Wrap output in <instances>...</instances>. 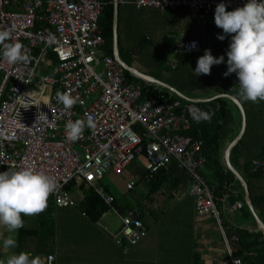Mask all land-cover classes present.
I'll return each mask as SVG.
<instances>
[{
  "label": "built area",
  "instance_id": "1",
  "mask_svg": "<svg viewBox=\"0 0 264 264\" xmlns=\"http://www.w3.org/2000/svg\"><path fill=\"white\" fill-rule=\"evenodd\" d=\"M226 11L243 7L247 0H135L137 9L176 11L188 9L205 26L220 3ZM21 8L12 10L11 0H0V28L11 29V39L21 42L30 55L27 64L0 62V172L31 167L55 178L57 189L50 195L59 208L76 207L68 187L86 183L119 216L121 228L109 234L120 248L140 243L147 228L134 213L122 215L113 197L104 190L107 174H123L142 154L145 142L147 164L145 180H154L162 168L175 160L192 183L188 195L194 199L196 215L216 219L221 227L216 189L202 176L207 160L201 154L202 142L184 136L192 127L190 110L204 109L182 100L148 98L143 89L129 82L123 68L112 56L103 53L106 40L100 28L105 0H17ZM54 40H49V35ZM196 42V47L189 46ZM214 48L201 40L180 35L174 53L201 54ZM143 88L159 91L149 82ZM239 81L230 87L236 93ZM70 92L78 98L65 111L56 93ZM91 114L94 130L85 129L81 138H66L69 120L86 119ZM191 159V166H183ZM254 172L264 173V160L253 163ZM136 182L128 184V189ZM237 208L242 207L237 203ZM52 264L54 256L47 258ZM233 264H242L232 258Z\"/></svg>",
  "mask_w": 264,
  "mask_h": 264
},
{
  "label": "crops",
  "instance_id": "2",
  "mask_svg": "<svg viewBox=\"0 0 264 264\" xmlns=\"http://www.w3.org/2000/svg\"><path fill=\"white\" fill-rule=\"evenodd\" d=\"M133 1L135 0H113L114 58L116 59L118 53L130 68L157 81V84L151 83L154 87H159L162 92H170L184 102L205 104L218 99L231 101L230 107L236 122L229 128L222 141L221 160L227 167L229 147L237 139L240 143L247 136L242 147V157L238 160L239 169L233 166L232 150L230 152L232 166L243 177L245 164L255 162L264 155V101L242 103L238 99L242 103L246 117L244 126L243 112L237 103L229 98H237L229 93L230 87L238 82L237 77L225 76L217 65L212 66L210 74L195 76L193 72L197 60L204 53L176 55L172 50L180 35L186 36L189 40H201L207 46L213 47L214 52L218 51L222 43L230 42L231 36H226L223 41L217 39L218 35L224 33L215 25L214 15L209 17L208 24L204 27L199 24L196 14L191 10L137 9L130 3ZM11 2L12 10L21 8L17 0ZM104 49L103 53H105ZM235 107L238 112L233 109ZM143 169L145 170L144 165L138 166L137 174L141 176ZM209 172L204 170L208 178L211 177ZM113 175V180L122 184L121 175ZM182 182L177 188L171 187L173 185L170 184L165 185L155 194H150V186L148 182H144L148 188L149 199L153 196L157 197L158 207H142L144 215L142 221L147 228V236L137 246L124 251L110 237H103L99 241L109 243V246L107 248L105 246L102 252L90 251L84 254L85 257L82 255L83 252H78L77 257L73 255L66 258L61 257L57 252L53 264H92L87 261L96 259L101 260L99 264H192L194 254H199L205 264H229L227 247L220 226L211 217L200 218L196 215L194 199L188 195L189 184H185L184 179ZM251 186L253 195H264V175L260 181L251 182ZM125 188V193L134 190H129L128 184ZM120 204L126 203L120 202ZM160 205L162 207H159ZM235 206H225L223 209L228 223L233 227L254 230L251 224L235 218L240 211V208ZM57 208L60 214L67 215V218L71 212L76 214L74 207ZM262 213L261 220L264 222V209ZM111 214L119 219V216L112 212L104 215L102 219L112 216ZM148 221L149 225L146 224ZM55 228V244H57V224ZM120 228L119 226L117 231ZM0 229L4 230L0 233V259L6 260L16 252L14 248L3 247V240L10 234L5 226L0 225ZM86 241L88 242L81 245H85L86 248L92 247L89 240ZM40 258L41 264H49L47 257Z\"/></svg>",
  "mask_w": 264,
  "mask_h": 264
},
{
  "label": "trees",
  "instance_id": "3",
  "mask_svg": "<svg viewBox=\"0 0 264 264\" xmlns=\"http://www.w3.org/2000/svg\"><path fill=\"white\" fill-rule=\"evenodd\" d=\"M105 2L106 6L100 19V27L103 36L106 40L104 51L107 55L114 57L113 0H105ZM206 25L204 27H206ZM229 44L230 42L222 43L218 51L212 53V55L216 58H219L222 55L225 57V62L220 65H217L223 73L227 71L226 53L228 51ZM175 45L176 43L173 45V51ZM124 76L127 81L135 83L136 86L141 87L143 89V100L152 97L157 99L171 98L172 101L180 100L170 92H162L160 88L159 91H154L153 89L149 88H143L146 83L134 77L128 71H124ZM228 77L236 78L237 76L235 73H233ZM232 95L237 97L236 93H232ZM199 105L204 109V111L210 112L212 114L211 122L196 123L194 121L192 127L186 131H183L182 134L184 136H189L197 141L202 142L201 154L206 157L207 163L201 169V173L207 183L209 185L214 186L216 189L215 203L219 210L221 227L225 232V235L229 241V245L231 248V253L227 249V259L229 260V264H233L232 258L240 260L242 264H264V234L262 231L258 230L255 217L248 205L246 204L244 188L242 187L241 183L236 179L235 175L228 169V167L222 164L221 160L222 141L224 139V136L229 132V128H231L232 125H234L236 122V120L233 118V110L230 107L231 101L226 99H218L210 103ZM233 109L238 112L236 107ZM246 138L247 136L244 138V140H242L232 149L231 161L233 166L238 169V160L242 157V147ZM143 146L144 147L141 154L143 158H141L144 161L143 164L141 163V165L145 166L147 164V153L145 151L147 149V146L145 142ZM138 159L139 156L136 158L134 163H138ZM258 160H264V155ZM253 162H247L245 164L243 178L249 186L254 208L256 212H258L260 219H263L262 211L264 209V195H253L251 191V182L254 183L260 181L264 173L262 171L254 172ZM204 170L210 171L209 173H211V177L208 178V176L205 175ZM145 173L146 171L144 170L141 174L142 180L145 176ZM182 179H184V181L186 180L185 184L190 185L192 183L186 170L175 160H172L167 168H162L157 173L154 180L146 182H148L150 186V194H155L161 191L165 187V185L168 184L173 185L171 186L173 188H177L180 184L183 183ZM75 187L77 186L74 182L67 189L69 192H71ZM79 190L85 195L84 201L80 205L82 215L92 224H98L102 220L104 215L109 213V207L86 183L81 184ZM109 194L113 197V205L120 210L122 215H125L127 212H134L141 220L143 219L144 215L142 214V207H133L130 204H120V200L115 195H112L111 193ZM237 203H241L242 207L240 211L236 214L235 218L241 219L243 223L247 222L251 224L254 230L250 231L246 227H233L228 223L227 219L223 214V209L225 206L233 207ZM53 207H56V203L53 198L49 196L47 206L43 212L36 214V216L32 215V217H22L24 223L23 227L20 228L17 233V247H15L16 254L23 251L39 257H55V255L57 254L55 250V221L48 217L50 214L52 215ZM31 220L32 224H29V221ZM214 220L215 222H217L216 219ZM223 241L226 245L224 237ZM135 246L121 249L127 251ZM192 264L205 263L199 254H194Z\"/></svg>",
  "mask_w": 264,
  "mask_h": 264
},
{
  "label": "clouds",
  "instance_id": "4",
  "mask_svg": "<svg viewBox=\"0 0 264 264\" xmlns=\"http://www.w3.org/2000/svg\"><path fill=\"white\" fill-rule=\"evenodd\" d=\"M226 7L222 2L214 12V23L224 33L218 35L217 39L223 41L226 36H231L226 53L227 71L224 75L236 74L239 81L236 95L242 103L264 101V0H247L243 7L233 11H226ZM49 40H54L51 34ZM195 47L196 42L189 46L190 49ZM30 60V55L24 51V45L11 39V29L0 28V62L14 65L27 64ZM224 62L223 55L216 58L210 49H206L198 58L193 73L195 76L208 75L212 66ZM56 98L65 111L71 110L78 103V98L67 91H58ZM190 115L196 123L212 120L210 112L200 109L190 110ZM86 128H96L91 114H87L86 119L69 120L65 125L66 138L74 143L81 138ZM191 163L189 159L183 166L190 167ZM56 189L54 177L31 167L0 172V225L5 226L9 233H17L23 227L22 217L43 212L49 196ZM3 247L15 248L17 241L8 236L3 240ZM0 264H41V258L21 251L10 255L6 260L0 259Z\"/></svg>",
  "mask_w": 264,
  "mask_h": 264
},
{
  "label": "rangeland",
  "instance_id": "5",
  "mask_svg": "<svg viewBox=\"0 0 264 264\" xmlns=\"http://www.w3.org/2000/svg\"><path fill=\"white\" fill-rule=\"evenodd\" d=\"M141 157L142 156L140 155L139 159L137 160L138 163H134L130 168L128 167L124 174L120 176L123 181L122 184L113 180L114 175L109 173L102 181L103 188L112 195H115L120 200V202H125L126 204L128 203L133 207H158L157 197L153 196V198L151 197L149 199L148 188L147 185L144 184V182H146L145 176L143 181L141 176L137 174L138 166L140 167L141 163L143 164L144 161L142 159L143 157ZM135 181L138 184L134 190L132 192L128 191V193H125V186ZM71 198L76 204V207H74L73 210L77 215L71 212L70 216L67 218V215L60 214L57 207H53L52 215L50 214L48 216L55 221V224H57V244H55L56 252H59V255L63 258L69 256L73 257V255L77 257L78 252H83V256L85 253L90 251L93 253L102 252L105 246L106 248L109 246V243L100 242L99 240L101 238L103 239V237H110L109 234L116 233L119 226L121 227V221L111 214L112 216L102 219L98 224H91L83 217L80 210V205L84 201L85 195L79 190V187H75L72 190ZM159 207L162 206L160 205ZM29 224H32V220L29 221ZM146 224L149 225V221L148 223L146 222ZM3 231L4 230L0 229V233ZM17 233H9V236H12L15 240H17ZM86 239L89 240L92 247L86 248L85 245H81L88 242ZM159 244L161 245V243ZM87 262L99 264L101 263V260L96 259Z\"/></svg>",
  "mask_w": 264,
  "mask_h": 264
},
{
  "label": "water",
  "instance_id": "6",
  "mask_svg": "<svg viewBox=\"0 0 264 264\" xmlns=\"http://www.w3.org/2000/svg\"><path fill=\"white\" fill-rule=\"evenodd\" d=\"M116 61L125 71L130 72L134 77H136V78H138L144 82L155 83V84L158 83L153 78L148 77L147 75L141 74L138 71H136L135 69L130 68L125 62L122 61V59L119 57L118 53L116 55ZM229 98H231L232 101H235L237 103V105L240 107L241 111L243 112L244 126H245L246 125V117L244 115L242 103L238 100V98H234V97H229ZM237 143H238V139L234 143H232V145L229 147V149L227 151V167L235 175L236 179L241 183L242 187L244 188L246 204L248 205V207L250 208V210L252 211V213L255 217L258 230L262 231L264 234V222L260 219V217L256 213V210L254 208L252 198L250 195L249 186H248L247 182L245 181V179L242 177V175L232 166V164L230 162V152L236 146Z\"/></svg>",
  "mask_w": 264,
  "mask_h": 264
}]
</instances>
